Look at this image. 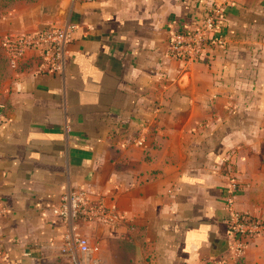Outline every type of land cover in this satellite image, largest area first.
I'll return each instance as SVG.
<instances>
[{
    "label": "crops",
    "instance_id": "crops-1",
    "mask_svg": "<svg viewBox=\"0 0 264 264\" xmlns=\"http://www.w3.org/2000/svg\"><path fill=\"white\" fill-rule=\"evenodd\" d=\"M217 3L220 43L200 61L168 57L170 33L198 28ZM0 11L1 42L73 27L61 73H38L34 51L15 67L5 57L6 264H68L51 206L73 188L120 215L80 226L101 264H234L226 173L240 185L235 209L264 220V0H12ZM241 261L264 264V236Z\"/></svg>",
    "mask_w": 264,
    "mask_h": 264
},
{
    "label": "built area",
    "instance_id": "built-area-1",
    "mask_svg": "<svg viewBox=\"0 0 264 264\" xmlns=\"http://www.w3.org/2000/svg\"><path fill=\"white\" fill-rule=\"evenodd\" d=\"M223 13V4L217 3L198 28L171 32L167 56L186 63L202 60L211 45L220 43V39L215 37V32L220 29ZM72 30L71 25H52L34 33L6 39L2 41L4 55L9 65L15 67L27 51H34L40 58L37 66L38 73H61L67 61V46L71 41ZM134 144L142 145L143 137L135 139ZM225 179L223 201L228 214L225 224L231 238V258L238 261L243 258L251 238L264 236V220L235 209V197L240 185L230 173H226ZM51 211L63 226L62 252L67 255L68 264H101L98 257L100 247L91 244L81 234L80 226L84 223L117 226L121 220L116 205L107 206L101 200L93 202L85 190L73 188L59 196L58 201L51 206ZM6 212L7 209L0 205V216ZM25 255L28 254L25 253ZM0 264H6L1 254Z\"/></svg>",
    "mask_w": 264,
    "mask_h": 264
},
{
    "label": "trees",
    "instance_id": "trees-1",
    "mask_svg": "<svg viewBox=\"0 0 264 264\" xmlns=\"http://www.w3.org/2000/svg\"><path fill=\"white\" fill-rule=\"evenodd\" d=\"M0 1H2L1 5H0V10H1L2 8H5L8 5V3L11 2L12 0H0ZM3 63H4L3 66L0 68V82L5 75V70L7 67V63H6L5 59H3ZM234 264H243V262L241 260H238Z\"/></svg>",
    "mask_w": 264,
    "mask_h": 264
},
{
    "label": "rangeland",
    "instance_id": "rangeland-1",
    "mask_svg": "<svg viewBox=\"0 0 264 264\" xmlns=\"http://www.w3.org/2000/svg\"><path fill=\"white\" fill-rule=\"evenodd\" d=\"M2 1H0V5H1ZM3 59H5V55H4V50H3V46H2V42L0 41V68L3 66ZM6 61V60H5Z\"/></svg>",
    "mask_w": 264,
    "mask_h": 264
}]
</instances>
